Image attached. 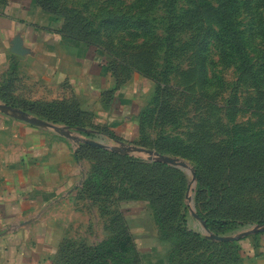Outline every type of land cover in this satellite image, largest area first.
Returning <instances> with one entry per match:
<instances>
[{
  "label": "rangeland",
  "instance_id": "rangeland-1",
  "mask_svg": "<svg viewBox=\"0 0 264 264\" xmlns=\"http://www.w3.org/2000/svg\"><path fill=\"white\" fill-rule=\"evenodd\" d=\"M36 2L47 6L46 12L59 18L61 27L66 22L77 37L90 40L76 49L78 54H89L87 66L92 72V99L83 101L88 105L99 101L105 110L97 116L79 112V123L87 132L54 125L65 127L72 137L103 143L109 152L125 155L145 168L165 163L145 153L120 150L127 146L158 149L164 156L185 162L194 177L168 164L153 174L170 182L166 190L172 200L181 198L186 226L204 236L200 221L191 214L193 208L197 211L196 192L205 189L207 195L215 189L220 195L236 193L238 188H227L229 176L235 175L236 182H248L246 185L255 183L245 177L247 172L264 177V0ZM222 11L226 13L222 15ZM116 104L119 108L112 109ZM133 128L134 133L127 131ZM81 144L45 129L33 144L41 154L33 152L28 160L34 165L72 163L74 184H82L87 176L96 178L100 166L109 162L107 156L100 158L91 150L79 152ZM55 146L66 149L69 155L51 153ZM34 173L29 170V175ZM146 173L151 175L148 170L135 171V179L145 178ZM114 177L109 178L113 183ZM238 193L242 194V204L264 212V185ZM188 196L193 199V208ZM207 201L200 203L202 215L215 206ZM255 226L261 225L230 226L221 232L222 236L236 237ZM257 234L235 240L234 250L239 246L240 254L232 264H250L254 257L248 237ZM64 239L69 238L61 242ZM165 243L171 249L174 242ZM183 254H176L177 260Z\"/></svg>",
  "mask_w": 264,
  "mask_h": 264
},
{
  "label": "crops",
  "instance_id": "crops-1",
  "mask_svg": "<svg viewBox=\"0 0 264 264\" xmlns=\"http://www.w3.org/2000/svg\"><path fill=\"white\" fill-rule=\"evenodd\" d=\"M0 5V104L20 110L23 104L66 108L96 116L105 111L98 100L95 105L83 101L92 99L89 54H78L80 46L60 33L59 18L36 0H0ZM44 131L0 111V264H53L64 237H80L89 247L100 245L115 233L106 227L117 214L123 216L130 238L129 244L121 241L117 248L131 247L133 264H166L171 249L160 239L147 204L117 201L114 196L78 199L76 189L82 184H74V164L29 162L33 152L38 154L34 140ZM50 150L69 155L56 146ZM29 170L35 173L29 175ZM191 223L197 222L192 218ZM261 237L264 232L258 236L259 255L250 264H264Z\"/></svg>",
  "mask_w": 264,
  "mask_h": 264
},
{
  "label": "trees",
  "instance_id": "trees-1",
  "mask_svg": "<svg viewBox=\"0 0 264 264\" xmlns=\"http://www.w3.org/2000/svg\"><path fill=\"white\" fill-rule=\"evenodd\" d=\"M42 7L46 10L48 9L45 5H42ZM225 13L224 11L221 12L222 15ZM65 25L60 27L59 31L61 34L76 44H90V40L86 37H77L70 30V26L67 25L68 27H66ZM20 108L52 124H64L69 129L85 128L79 123L80 113L78 110L50 107L42 108L32 104H23ZM89 134L92 133L89 132ZM85 135H88V133ZM115 136L116 134L114 133ZM79 149V152L91 150L96 154L98 153L100 158L107 156L106 160L109 163L100 166L98 170L99 175L96 178L85 177L82 185L76 189L77 198H92L98 200L100 197L110 199L114 196L117 201L127 202L135 200L146 202L158 227L160 239L167 243L170 241L174 242L172 244L173 247H170L171 252L167 258L168 264H221V262L232 264L239 260L237 258L240 254L239 246L235 251V241L216 242L204 239L200 234L195 233L186 226L185 214L180 210L181 198L172 200L173 197L169 194L170 191L166 190L168 186H171L170 182L160 180L153 174L158 167L167 168V165L154 163L150 168H145L143 164L135 163V160L129 159L125 155L114 154L103 148L81 144ZM156 151V153L162 155L160 150L156 149ZM76 158H79L78 153ZM142 170H148L151 175L149 176L146 173L147 176L145 178L141 176L135 179V171ZM252 173L247 172L245 177L251 179L253 183L255 182L254 184L246 185L248 182L238 183L235 181L236 176L231 175L228 177L229 184H227V188H238L237 192L235 191L238 193L247 187L251 189L263 186L264 177H252ZM111 176H115L114 183L109 179ZM206 193L205 189L196 192V214L205 221L207 228L213 231L214 235L222 236L221 231L229 229L230 226L250 227L253 224L264 225V212H261L262 209H257L252 205L242 204L240 201L242 194L231 192V194L225 193L224 195H220V192L215 191V189L210 194L206 195ZM209 199L215 203V206L207 208L206 213L202 215L199 212L200 203L203 200H208L207 203H209ZM106 229H111L115 233L97 246L89 247L83 244L82 241L76 242L72 239H64L60 243L53 264H133L136 260H134L132 248L126 246L124 247V251H121L120 247L117 248L118 243L121 241L127 244L130 242L127 231L124 228L123 216L120 214L115 215ZM258 236L259 233L248 237L253 257L259 255ZM246 238H242V240ZM221 248L225 251L223 252ZM199 251L201 252L200 254ZM178 253H184L183 258L177 260L176 254Z\"/></svg>",
  "mask_w": 264,
  "mask_h": 264
},
{
  "label": "water",
  "instance_id": "water-1",
  "mask_svg": "<svg viewBox=\"0 0 264 264\" xmlns=\"http://www.w3.org/2000/svg\"><path fill=\"white\" fill-rule=\"evenodd\" d=\"M0 111L1 112H4V113H11L14 117H16L17 119L19 120H22L24 121L25 123L31 125V126H35V127H38V128H43V129H51L55 132H58L60 133L61 135L71 139V140H74L78 143H83V144H86V145H90L92 147H97V148H103V149H107L108 146H106L105 144L103 143H100V142H97L95 140H92V139H81V138H77V137H72L70 132L68 131V129H66L65 127H58V126H55L54 124L52 123H49L45 120H42V119H39L37 117H34V116H31L29 114H27L26 112L20 110V109H17V108H14L12 106H9V105H5V104H0ZM79 132H87L85 128H78L77 129ZM135 151V152H139V153H145V154H148L150 156V159H156L162 163H165V164H168V165H171V166H174L176 168H179L181 170H184L185 172L191 174L193 177H194V173H192L190 171V169L188 168L187 164L177 158H171V157H168V156H164V155H161V154H158L152 150H147V149H143V148H135V147H123L120 151H123V152H128V151ZM195 182H193V185H194ZM190 190L193 189V187L191 186L189 188ZM188 201L191 203L192 205V208L194 207V204H193V199L191 196H188ZM191 214L192 216L195 218V219H198L202 225V228H203V232H204V236L209 239V240H214V241H217V242H231V241H235L237 240L238 238L240 237H244V236H247L249 234H256V233H262L264 232V225L262 226H255V227H252V228H249V229H246L244 231H242V233L239 235V236H236V237H232V236H218V235H214V234H211L210 231L208 230L205 222L201 221L194 208L193 210L191 211Z\"/></svg>",
  "mask_w": 264,
  "mask_h": 264
},
{
  "label": "built area",
  "instance_id": "built-area-1",
  "mask_svg": "<svg viewBox=\"0 0 264 264\" xmlns=\"http://www.w3.org/2000/svg\"><path fill=\"white\" fill-rule=\"evenodd\" d=\"M2 13H3V10H2V8L0 7V16L2 15Z\"/></svg>",
  "mask_w": 264,
  "mask_h": 264
}]
</instances>
